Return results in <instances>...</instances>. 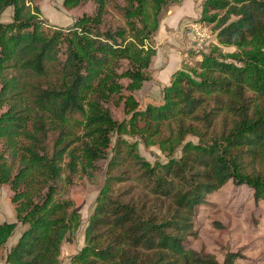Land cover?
<instances>
[{
	"label": "trees",
	"instance_id": "1",
	"mask_svg": "<svg viewBox=\"0 0 264 264\" xmlns=\"http://www.w3.org/2000/svg\"><path fill=\"white\" fill-rule=\"evenodd\" d=\"M182 1L126 0L116 5L125 25L114 28L106 22L110 0H65L67 8L92 2L95 12L79 18L66 32L48 36L40 23L31 21L26 0H0V16L13 6L17 22L15 32L0 23V111L7 108L0 115V140H5L6 148L0 152V186L9 187L17 218L27 226L10 249L8 264H62L63 244L82 223L71 200L56 198L67 155L69 183L76 173L65 122L75 114L86 115L89 107L88 123L97 148L88 145L85 152L95 162L110 148L112 133L122 127L108 107L114 100L123 103L125 111H134L135 117L171 120L179 114L194 116L210 98L214 107L205 115L207 129L219 105L238 111V119L220 137L188 144L185 157L168 166L170 180H155L157 192L173 197L174 206L166 215L119 200L96 207L86 225L85 245L72 257L73 264H221L214 255L186 246L196 235L198 208L231 180L251 186L257 203L264 200V107H258L252 118L242 109L248 103L247 88L264 98V68L238 67L205 55L197 77L185 70L173 75L164 89L163 106L136 111L135 93L150 80L157 54L146 43L154 40L163 8ZM220 11L239 16L221 36L249 34L264 41V0H205L202 20L214 22ZM252 58L264 67V52ZM52 134L56 136L51 147ZM19 138L25 142L19 146L24 154L15 173L4 152L12 150L15 158ZM246 153L262 161L259 172H243ZM17 227L0 225V256L5 257V246ZM241 257L230 253L223 264H235Z\"/></svg>",
	"mask_w": 264,
	"mask_h": 264
},
{
	"label": "rangeland",
	"instance_id": "2",
	"mask_svg": "<svg viewBox=\"0 0 264 264\" xmlns=\"http://www.w3.org/2000/svg\"><path fill=\"white\" fill-rule=\"evenodd\" d=\"M125 1L110 0L107 5L109 12L106 16L107 24L114 28L125 25L123 16L116 8L117 4ZM64 2L65 0H26V11L32 22L40 23L41 31L48 36H53L57 31L66 32L76 24L79 18L93 14L96 9L92 2L82 3L73 8H67ZM178 4L180 3L171 2L166 5L161 12L160 21L162 22L168 11ZM232 5H234L233 2ZM225 13L226 11H220L214 22L204 21L212 30L213 39L207 49L202 52L194 50L193 45L186 38V27L189 21L185 24L181 36L182 42L188 44V49L185 51L190 61L182 65V70L197 77L202 71L204 56L209 54H213L220 62L238 67L252 64L264 68L261 62L252 58L257 52H264V41H259L249 34L244 36L237 34L230 37L220 35L222 30L239 19V16ZM226 17L228 19L223 22ZM197 19L202 20V15ZM0 23L5 27L10 26L9 30L15 32L17 22L13 6L4 10L0 16ZM158 30L154 33L153 42L146 43L148 48L153 45L156 49L155 37ZM150 71V80L135 93L139 101L136 111L145 112L149 106L159 107L165 103L164 92H159V89L155 88L152 66ZM12 73V70L7 72L9 75ZM27 79L31 82L35 80L29 77ZM123 83L127 85L128 81L123 80ZM115 101L117 100L110 102L108 107L116 123L121 124L122 127L112 133L110 148L95 162L91 161L85 152L88 145L97 148L94 144L93 128L88 123L89 107H87L86 115L75 114L65 122V139L71 142V149L74 151L76 173L72 175L73 182L69 183L67 166L70 159L67 155L56 198L71 200L74 203V209L81 214L82 223L76 231L69 233L63 244L62 264H73L72 257L77 255L85 245V229L89 218L94 214L96 207L103 202L119 200L139 207L145 206L146 211L158 216L166 215L174 206L173 197H166L157 192L155 180L161 177L170 180L166 170L172 162L180 161L185 157V148L188 144L202 145L215 136L220 137L223 132L231 130L238 119V111L230 112L225 105H219V109L213 110L212 122L207 129L208 122L205 115L207 112H212L211 108L214 107V102L210 98L194 116L179 114L171 120H151L142 115L135 117L134 111L130 113L129 110L125 111L124 104H117ZM246 101L248 103L242 106V109L245 108L248 111L250 118L254 117L258 107H264V98L249 88L246 89ZM6 110L7 108L2 109L0 115ZM55 136V134L51 135V147ZM22 143H25L24 140L19 138L14 149L18 151L15 158L11 157L12 150L4 152L6 160L8 159L13 165L15 173L23 160L24 153L19 149ZM3 144H5L4 139L0 140V152L6 149ZM117 145L119 148L115 150ZM241 161L244 167L243 172L247 174L259 172L263 167L262 161L250 153L243 154ZM10 192L9 187H5L0 207L9 213L15 210V224L18 225L16 231L22 228L23 232L27 226L18 220L16 207L12 202L9 203L7 197ZM195 231L196 235L190 237L186 243L188 249L214 255L221 264L230 253L242 255L235 264H264V200L257 203L254 191L248 184L231 180L223 188L210 194L207 203L197 210Z\"/></svg>",
	"mask_w": 264,
	"mask_h": 264
},
{
	"label": "crops",
	"instance_id": "3",
	"mask_svg": "<svg viewBox=\"0 0 264 264\" xmlns=\"http://www.w3.org/2000/svg\"><path fill=\"white\" fill-rule=\"evenodd\" d=\"M204 1L183 0L180 4L173 6L162 19L157 36L155 37L157 54L154 56L151 65L155 88H158L159 92H164V89L171 84L173 75L182 70L181 67L185 62L190 61L186 53L187 51H185L188 49V44L182 42L181 35L188 21L201 18V8ZM4 189L5 186H0V200L3 197ZM10 197L11 192L7 197L11 204ZM15 218L14 209L9 213L0 207V225L5 222L15 223ZM22 230V228L17 230L9 238L5 246V257L0 256V264H8L7 255L10 249L18 242Z\"/></svg>",
	"mask_w": 264,
	"mask_h": 264
},
{
	"label": "built area",
	"instance_id": "4",
	"mask_svg": "<svg viewBox=\"0 0 264 264\" xmlns=\"http://www.w3.org/2000/svg\"><path fill=\"white\" fill-rule=\"evenodd\" d=\"M186 38L198 52L205 51L213 39V33L201 19L189 21L186 27Z\"/></svg>",
	"mask_w": 264,
	"mask_h": 264
}]
</instances>
